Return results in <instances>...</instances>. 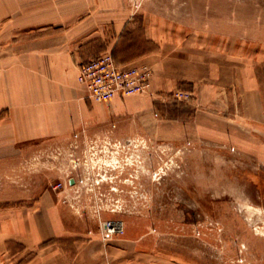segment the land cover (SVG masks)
Masks as SVG:
<instances>
[{
	"label": "rangeland",
	"instance_id": "rangeland-1",
	"mask_svg": "<svg viewBox=\"0 0 264 264\" xmlns=\"http://www.w3.org/2000/svg\"><path fill=\"white\" fill-rule=\"evenodd\" d=\"M43 23L94 40V57L113 53L116 38L151 48L145 35L215 49L223 78L234 85L217 84L212 107L184 89L153 95V101L215 111L219 118L233 105L239 115V94L253 83L263 120L227 124L200 116L174 131L165 122L168 109L158 108L149 113L157 130L129 120L99 135L81 131L78 139L73 134L18 152L0 145V231L10 212L41 208L70 239L97 235L109 243L140 235L142 264H264V187L250 181L254 173L264 176V0H0V35L18 36ZM139 39L143 45L133 43ZM140 63L154 74L151 63ZM179 91L189 98L175 97ZM190 113L178 116L188 120ZM123 125H133L128 134L118 129ZM79 176L86 184L78 192L53 189ZM106 220H122L124 234L103 237ZM7 246L9 253L0 246V264H24L37 251L12 258L17 245Z\"/></svg>",
	"mask_w": 264,
	"mask_h": 264
},
{
	"label": "crops",
	"instance_id": "crops-1",
	"mask_svg": "<svg viewBox=\"0 0 264 264\" xmlns=\"http://www.w3.org/2000/svg\"><path fill=\"white\" fill-rule=\"evenodd\" d=\"M33 26L35 29L27 28L18 36L0 35L1 147L18 152L25 145L31 147L67 140L81 131L86 136L99 135L110 124H124L129 120L132 121L128 124L140 125L148 121L157 130L158 121H152L149 113L158 108L168 109L165 122L174 131L179 125L198 123L200 116L212 115L227 124L237 118L247 123L263 120L261 99L254 100L253 83L239 94V115L234 113L233 105L230 106L233 108L231 112L225 111L219 118L215 111L199 110L190 105L161 106L153 101V95L184 89L192 92L197 100L200 98L206 107H212L214 87L217 84L227 88L234 85L223 78L222 61L215 49H196V42L181 47L174 42L158 43L153 36L145 35V43L150 41L151 48L142 50L130 46V41L118 43L116 38L112 52L119 64H152L151 87L141 95L116 97L99 103L88 97L77 80L80 65L97 57H94L95 41H85L72 33V29L63 30L56 23ZM136 42L133 43H144L142 39ZM221 80L226 83H220ZM186 110L191 112L188 120L178 116ZM132 127L123 125L118 129L128 134ZM172 134V139L178 137L177 133ZM250 181L257 187H264L261 174H252ZM40 209L21 208L10 212L11 217L8 215L7 227L0 231V246L9 253L11 249L7 245H17V251L10 252L12 258H25L32 248L37 251L24 264H142L137 257L143 246L140 235L132 238L127 233L109 243L102 242L97 235L91 239H70L64 234L62 225L49 221L46 210ZM50 239H53L52 244L39 248L42 242Z\"/></svg>",
	"mask_w": 264,
	"mask_h": 264
},
{
	"label": "built area",
	"instance_id": "built-area-1",
	"mask_svg": "<svg viewBox=\"0 0 264 264\" xmlns=\"http://www.w3.org/2000/svg\"><path fill=\"white\" fill-rule=\"evenodd\" d=\"M152 70L145 64H118L111 52H104L79 67L78 82L84 87L87 95L95 102L104 103L116 97H126L147 93L151 87ZM189 92H177L175 97L188 99ZM74 139H78L74 135ZM77 141V140H76ZM73 181L71 183L70 181ZM86 184L82 176L68 177L64 182L53 186L54 190H74ZM97 184V182L95 183ZM96 187L99 188V185ZM125 224L122 220H106L100 225V233L105 238L122 236Z\"/></svg>",
	"mask_w": 264,
	"mask_h": 264
},
{
	"label": "trees",
	"instance_id": "trees-1",
	"mask_svg": "<svg viewBox=\"0 0 264 264\" xmlns=\"http://www.w3.org/2000/svg\"><path fill=\"white\" fill-rule=\"evenodd\" d=\"M112 55H113V58H114V60L116 61V58H115V53H112ZM117 62V61H116ZM118 63V62H117ZM119 64V63H118Z\"/></svg>",
	"mask_w": 264,
	"mask_h": 264
},
{
	"label": "bare ground",
	"instance_id": "bare-ground-1",
	"mask_svg": "<svg viewBox=\"0 0 264 264\" xmlns=\"http://www.w3.org/2000/svg\"><path fill=\"white\" fill-rule=\"evenodd\" d=\"M220 186V185H219ZM212 188V187H211ZM215 189V188H214ZM222 190V189H221ZM227 191H229V190H227ZM222 192V191H221ZM240 195V194H239ZM238 199V198H237Z\"/></svg>",
	"mask_w": 264,
	"mask_h": 264
},
{
	"label": "water",
	"instance_id": "water-1",
	"mask_svg": "<svg viewBox=\"0 0 264 264\" xmlns=\"http://www.w3.org/2000/svg\"><path fill=\"white\" fill-rule=\"evenodd\" d=\"M70 182H71V183H73V181H72V180H71Z\"/></svg>",
	"mask_w": 264,
	"mask_h": 264
}]
</instances>
